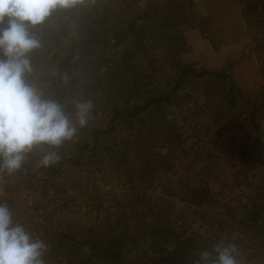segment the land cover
<instances>
[{
	"label": "rangeland",
	"instance_id": "374dc122",
	"mask_svg": "<svg viewBox=\"0 0 264 264\" xmlns=\"http://www.w3.org/2000/svg\"><path fill=\"white\" fill-rule=\"evenodd\" d=\"M236 2L239 25L216 18L214 0H85L54 12L36 30L43 46L30 57L34 71L29 79L43 91L54 78L67 111H74L77 100H90L94 107L73 140L56 149H33L29 168L0 177V203L8 205L14 223L34 238L52 230L45 239L73 232L81 241L102 227L103 217L114 214L110 231L136 233L123 264H160L151 252L150 229L176 236L166 251L175 260L192 257L199 264L200 253L216 246L217 238L205 228L214 233L222 223L226 234L219 239L237 246L240 264H264V139L254 130V124L264 128V0L254 15L250 0ZM245 15L252 16L251 26ZM93 18L102 30L132 28L127 49H113L118 54L100 62L97 71L86 70L85 61L59 72L60 62L51 57L77 38L85 39ZM127 50L130 66L111 75L116 55ZM98 53H105L103 45ZM178 63L197 72H224L229 79L193 75L171 91ZM232 85L236 100L228 109L225 97ZM165 95L167 100L152 102L131 123L118 117L110 134L99 140L98 151L78 160L75 141L105 130L115 110ZM132 149L140 156L137 161L130 159ZM47 151H56L61 160L38 167ZM119 153L126 157L121 162L125 171L116 176ZM54 257L48 256L51 264H67Z\"/></svg>",
	"mask_w": 264,
	"mask_h": 264
},
{
	"label": "clouds",
	"instance_id": "9594fccd",
	"mask_svg": "<svg viewBox=\"0 0 264 264\" xmlns=\"http://www.w3.org/2000/svg\"><path fill=\"white\" fill-rule=\"evenodd\" d=\"M85 0H0V177L19 171L33 149H56L87 126L93 103L74 101L69 113L62 103L45 96L29 77L31 55L42 48L36 30L56 11H67ZM61 156L47 151L38 167L57 164ZM47 244L19 223L0 203V264H45ZM235 244L218 243L200 253L199 264H239Z\"/></svg>",
	"mask_w": 264,
	"mask_h": 264
},
{
	"label": "trees",
	"instance_id": "16d2710c",
	"mask_svg": "<svg viewBox=\"0 0 264 264\" xmlns=\"http://www.w3.org/2000/svg\"><path fill=\"white\" fill-rule=\"evenodd\" d=\"M190 4L191 0H189ZM251 4V5H250ZM250 6L255 7L254 12L252 15L256 13L257 5H260V0H250ZM106 6V5H104ZM105 8V7H104ZM248 10V9H247ZM247 10L244 9L243 14L247 13ZM90 13H93V9L90 10ZM79 16L82 14H78ZM251 18L252 16H244L245 23L248 26H251ZM80 21L81 19H77ZM87 31L88 35L85 39H76L71 42V44L63 46L64 49L60 48V54L57 56L51 57L52 60L60 62V66L57 67L60 69L59 72H65L73 65L80 63V62H87L85 63V69L88 71H97L99 68V64L102 61H110L111 57L110 54H118V51H113L116 49H120L121 51L127 49L126 40L132 34L133 30L129 26H124L120 29H112V30H102L100 25L97 23L96 18H93L90 23L88 24ZM62 33V32H61ZM103 45L105 47V53L101 56L98 53V47ZM130 52L129 50L121 52V55H116L114 59V63L116 66V70L111 73V75L115 76V72H120V67H127L130 66L131 60L130 59ZM96 56L98 57V61H95ZM115 56V55H112ZM146 56H144L145 58ZM120 62V63H119ZM119 63V64H118ZM179 71L178 72V79L174 85L171 87V91L183 86L185 84V80L188 77L196 76L200 78L210 77L211 79H218L219 81L229 79V76L224 72H214V71H195L192 66L183 65L178 63ZM62 78V77H61ZM60 81V80H59ZM57 81L52 78V81L47 84L48 87H45L43 92L46 97L56 99L63 105L66 103V100L63 99V94H59ZM234 86H230L228 91L226 92V101L228 105V109H232L235 104L236 95L235 90H233ZM165 98H158L148 101L147 103L134 106L133 109H129L127 107H122L115 110L113 113V117L109 121L110 125L103 131H96L93 130L92 133L85 137L80 138L75 141V150L77 152L78 160L81 159L85 153L91 152L95 153L99 149V140L103 135H108L113 130V123L116 121L118 117L122 119V116H125L122 120L130 121L136 119L140 115L144 113V110L148 108L152 102L160 101V100H167L168 97L165 95ZM67 111V108L65 109ZM71 113L72 111H67ZM121 121L120 119H118ZM254 130L257 132L263 139H264V128H260L258 125L254 124ZM150 149V148H146ZM133 152L130 153L131 161H137L139 159V154H136V150L132 149ZM141 150V149H140ZM30 158H32L31 153L27 156L26 162L23 164L22 168H29L28 163L30 162ZM116 168L113 171V175L118 176L121 171H125L121 165L123 159H125V155L119 153L116 155ZM77 162V161H76ZM75 162V163H76ZM147 172L150 171L149 167H147ZM52 173L56 171H50ZM127 183L130 185V181L126 180ZM207 201H194L192 204L201 205ZM210 214L205 213L206 224L209 225L211 223ZM114 217V214H110L107 217H103L104 224L102 223V227H100L95 234H88L87 236H83L81 238H85V240H79L77 234L73 232H67L64 235L62 233H58L57 237L50 236L48 239H45L47 233H52L51 231L47 233H38L35 238H39L44 240L48 246V251L46 252V256L44 257L45 264H51L53 258L55 256V262H64L67 264H123L120 260L124 259V252L129 251L131 248H134V242L136 238H134L135 232L133 235H130L127 229L122 231H118L116 234L115 232L110 231L108 226V221ZM117 222V219H116ZM221 227L219 228L220 231H216L212 233L211 230L205 228L207 234L211 235V238H217L215 245L220 243L221 241L224 244H228L229 241L227 240H220L219 237H224L223 231V224L220 223ZM225 225V224H224ZM211 226V225H210ZM150 233L152 235V255L160 257V264H198V262L194 258H187V260H175L174 255L169 252L166 253L171 246L174 245L173 241L176 240V236L169 230H157V229H150ZM215 237H214V236ZM210 238V239H211ZM229 239V237H228ZM155 240L161 241L155 245ZM163 247V248H162ZM239 251V250H238ZM82 253L81 259L75 257L76 253ZM241 253V251H239ZM48 256L50 257L48 259ZM238 261L240 262V258L237 257ZM240 264V263H239Z\"/></svg>",
	"mask_w": 264,
	"mask_h": 264
},
{
	"label": "crops",
	"instance_id": "0c3cea01",
	"mask_svg": "<svg viewBox=\"0 0 264 264\" xmlns=\"http://www.w3.org/2000/svg\"><path fill=\"white\" fill-rule=\"evenodd\" d=\"M218 6L219 15L216 17L221 19L225 24L230 25L233 22L240 24V9L236 0H214Z\"/></svg>",
	"mask_w": 264,
	"mask_h": 264
}]
</instances>
